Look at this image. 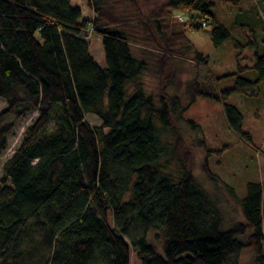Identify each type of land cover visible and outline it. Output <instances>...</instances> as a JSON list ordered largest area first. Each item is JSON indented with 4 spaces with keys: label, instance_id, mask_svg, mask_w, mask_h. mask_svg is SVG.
<instances>
[{
    "label": "trees",
    "instance_id": "trees-1",
    "mask_svg": "<svg viewBox=\"0 0 264 264\" xmlns=\"http://www.w3.org/2000/svg\"><path fill=\"white\" fill-rule=\"evenodd\" d=\"M88 5L93 17L72 0H0V152L34 117L3 166L0 264H132V247L141 264H241L245 250L264 264L263 183L248 184L244 221L225 229L219 200L194 172L195 149L207 144L187 136L183 122L199 126L184 114L199 96H217L199 77L184 98L170 93L178 58L210 61L188 30H209L216 47L232 37L214 1ZM178 12L190 17L177 31ZM91 32L103 37L106 67ZM248 68L258 78L238 76L230 91L249 94L264 81V54ZM225 113L245 136L240 109L226 104Z\"/></svg>",
    "mask_w": 264,
    "mask_h": 264
},
{
    "label": "rangeland",
    "instance_id": "rangeland-1",
    "mask_svg": "<svg viewBox=\"0 0 264 264\" xmlns=\"http://www.w3.org/2000/svg\"><path fill=\"white\" fill-rule=\"evenodd\" d=\"M212 1L215 3L212 11L230 28L232 37L216 47L209 30H188L196 50L209 56L210 61L207 66L199 68L189 57L178 58L177 86L170 93H178L184 98L187 83L199 77L203 87L217 96V99L199 96L185 112V118L193 120L199 129L192 128L193 124L187 122H183V126L190 138L203 135L206 140L204 149H195L194 172L212 197L219 200V207L225 216L223 226L228 229L244 221L241 200L248 193V184L261 182L264 187V81L249 94L230 91L238 76L250 80L258 78V73L248 66L256 51L264 54V0ZM72 3L83 10V16L93 17L88 0H72ZM179 15H184L187 19L190 17L189 13L178 12L174 17L177 31L184 25L179 20ZM89 42L97 62L106 67L102 35L92 32ZM226 104H232L242 112L245 136L230 129L225 113ZM6 107L7 102L0 99V112ZM33 118L21 120L10 133L9 149L0 152V179L5 161L17 147L25 126ZM90 121L94 125H101L96 117L91 116ZM196 129L200 134L195 133ZM206 167H209L214 177L204 171ZM139 235L140 233L133 232L127 239L131 243L132 238ZM149 240L155 242L154 230L149 233ZM159 249L162 251V246L159 245ZM254 258V252L245 250L241 256V264H254ZM131 259L132 264H141L135 249H132Z\"/></svg>",
    "mask_w": 264,
    "mask_h": 264
},
{
    "label": "built area",
    "instance_id": "built-area-1",
    "mask_svg": "<svg viewBox=\"0 0 264 264\" xmlns=\"http://www.w3.org/2000/svg\"><path fill=\"white\" fill-rule=\"evenodd\" d=\"M178 18L183 23L186 21V18L183 15H179ZM202 24H203V26H207L208 28H210V26L207 25L206 23L203 22ZM91 34H92V32L90 33V37H91Z\"/></svg>",
    "mask_w": 264,
    "mask_h": 264
},
{
    "label": "bare ground",
    "instance_id": "bare-ground-1",
    "mask_svg": "<svg viewBox=\"0 0 264 264\" xmlns=\"http://www.w3.org/2000/svg\"><path fill=\"white\" fill-rule=\"evenodd\" d=\"M184 16V15H183ZM185 17V16H184ZM130 243V242H129ZM131 244V243H130ZM131 247H132V244H131ZM132 249H134L133 247H132ZM131 253H132V250H131Z\"/></svg>",
    "mask_w": 264,
    "mask_h": 264
}]
</instances>
